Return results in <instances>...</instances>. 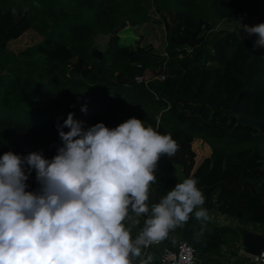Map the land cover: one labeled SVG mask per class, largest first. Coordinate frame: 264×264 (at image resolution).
Wrapping results in <instances>:
<instances>
[{
  "label": "trees",
  "instance_id": "obj_1",
  "mask_svg": "<svg viewBox=\"0 0 264 264\" xmlns=\"http://www.w3.org/2000/svg\"><path fill=\"white\" fill-rule=\"evenodd\" d=\"M243 10L264 23L259 0H0V157L42 152L51 160L63 146L57 123L70 112L85 127L109 129L136 117L177 144L157 162L150 184L158 192L192 177L207 208L264 224L262 133L230 116L228 105L211 104L239 94L248 113L264 115V47L252 56L251 41L215 28ZM115 27L96 59L92 38ZM138 73L148 81H136ZM197 139L210 148L198 158ZM26 184L39 192L35 170ZM195 211L177 235L198 255L238 239L236 227L197 220Z\"/></svg>",
  "mask_w": 264,
  "mask_h": 264
},
{
  "label": "clouds",
  "instance_id": "obj_2",
  "mask_svg": "<svg viewBox=\"0 0 264 264\" xmlns=\"http://www.w3.org/2000/svg\"><path fill=\"white\" fill-rule=\"evenodd\" d=\"M236 23L257 36L254 47H264V23ZM57 130L63 146L51 160L42 152L0 157V264H131L138 245L164 239L204 203L197 180L184 179L153 206L133 241L122 223L128 207L137 215L148 211L157 162L176 153V142L136 117L109 129L104 123L85 127L70 112ZM33 170L39 194L25 191ZM194 218L207 221V210Z\"/></svg>",
  "mask_w": 264,
  "mask_h": 264
},
{
  "label": "crops",
  "instance_id": "obj_3",
  "mask_svg": "<svg viewBox=\"0 0 264 264\" xmlns=\"http://www.w3.org/2000/svg\"><path fill=\"white\" fill-rule=\"evenodd\" d=\"M250 17L251 16L244 17L241 19L246 20L248 23H252V20H251L252 17L251 18ZM239 18L240 17H237V18L233 17L230 19L226 18V19L217 20L215 22V27L219 26L220 23L221 24L224 23L226 24L225 26L226 28L234 29V27H232L231 25H233V23ZM25 191H31V190L26 188ZM33 193L39 194L36 192H33ZM166 195L167 194L158 192L156 187L150 184L148 187V191H147L148 198L145 202L148 207V211L137 215V213L133 210V207L130 208V211L127 213V216L125 217L124 221H122V223L124 224L126 229L130 230V234H131L133 241L136 240L135 237H136L137 231L143 228V226H146V220L150 218L149 217L150 215H152L153 206L156 204H159L161 199ZM211 211L214 214L208 215L210 220L216 225H218L217 221H221L220 223H222V219H224V217L222 216L223 213L219 212L218 210L214 208L211 209ZM236 224L237 226L241 225L239 224L238 221L236 222ZM245 224H243L244 227H245ZM178 228L179 226H177V229L176 230L174 229L171 233L178 236L177 235ZM262 232L264 233V231ZM169 237L171 238L172 236H169ZM138 246L140 247V255L139 256L132 255L131 264H163L160 262V258H159L161 247H151L144 251L140 245ZM241 249H242V244L240 242V229H239L238 239L234 241L232 240V241L224 242L222 244V249L219 252L209 253L206 255H204L203 253H200V255H198L199 261L197 262V264H242L243 259H244V253L241 251Z\"/></svg>",
  "mask_w": 264,
  "mask_h": 264
},
{
  "label": "built area",
  "instance_id": "obj_4",
  "mask_svg": "<svg viewBox=\"0 0 264 264\" xmlns=\"http://www.w3.org/2000/svg\"><path fill=\"white\" fill-rule=\"evenodd\" d=\"M249 13L245 10L237 11L233 14L234 18L248 17ZM164 74H159V77H163ZM135 80L138 82L148 81L143 73H138L134 76ZM144 228L137 231L135 239L142 233ZM145 251L151 247H161L160 250V262L163 264H197L199 261L198 251L195 246L184 239L170 238L167 236L159 241H154L147 246L140 245ZM241 251L244 253V259L242 264H264V249H261L259 253H247L244 251L242 245Z\"/></svg>",
  "mask_w": 264,
  "mask_h": 264
},
{
  "label": "water",
  "instance_id": "obj_5",
  "mask_svg": "<svg viewBox=\"0 0 264 264\" xmlns=\"http://www.w3.org/2000/svg\"><path fill=\"white\" fill-rule=\"evenodd\" d=\"M236 21H240L243 24L249 25V23L246 20H243L241 18L237 19ZM236 21L233 23L234 29L241 34L243 33L245 35V38H247L249 41L253 43L252 56H254L258 49L257 47H254L257 36L256 35L249 36L247 33L243 32L242 26L237 24ZM116 29L117 27L112 29L111 32H113L114 34L116 32ZM89 51L96 57V59H100L102 57L100 56L98 58V56H96L95 53H93V51L90 49V46H89ZM250 78L251 75L249 74L248 77L246 78V82L248 85L250 83ZM220 102L229 106L227 109L228 114L230 116H235L240 123L250 124L256 127L262 133V137L264 140V115L260 117H256L248 113L245 105L239 101V94L234 100H229V101L220 100L217 102H212L211 104L214 105ZM238 229H240V242L243 245L245 252L256 254L259 253L261 249H264V233L262 231H257L252 229L246 230L241 226H239Z\"/></svg>",
  "mask_w": 264,
  "mask_h": 264
},
{
  "label": "rangeland",
  "instance_id": "obj_6",
  "mask_svg": "<svg viewBox=\"0 0 264 264\" xmlns=\"http://www.w3.org/2000/svg\"><path fill=\"white\" fill-rule=\"evenodd\" d=\"M259 3H260V5H262V7H264V0H261V1L259 0ZM148 11H150V13L153 16L160 17L159 11H157L154 8L153 5H149ZM249 16H250V14H249ZM255 16H253V15L251 16L252 17L251 20H252V23L253 24L252 23H249V25L254 26V24L255 25L260 24V20H258V18L255 17ZM225 26H226V24H224V23L221 24L220 23V25L217 26V27H215V28H226ZM231 26L234 27L233 25H231ZM233 30H235V29H233ZM237 33H239V32H237ZM112 34H113V32H111V31L110 32H106V33L97 32V33H95L94 37L92 38L91 45H90V49L93 51V53H95L96 56H98V58L100 56H102V53L106 50ZM239 34L245 37V35L243 33L242 34L239 33ZM193 146H194V149L196 151L197 158L201 154H203L204 152L210 151L209 146L205 142H203V141H201L199 139H197V140H195L193 142ZM200 209H206L208 215L214 214L211 211V209H213V208H207L203 204L197 206V210H200ZM222 216L224 217V219H222V223H220L221 221H217L218 225L227 224V225H230V226H233V227H236V228H238L239 226H241L242 228H244L246 230H251L252 229V230H257V231H264V224H262V225H254V224H251V223L247 222L246 224L245 223H239L241 225H238L237 226V224H236V222H237L236 218H234L232 216L225 215V214H222ZM243 224H245V227H244ZM176 229H177V227H175V230ZM169 236H172L171 238H174V237L177 238V236L175 234H173V233H170Z\"/></svg>",
  "mask_w": 264,
  "mask_h": 264
}]
</instances>
